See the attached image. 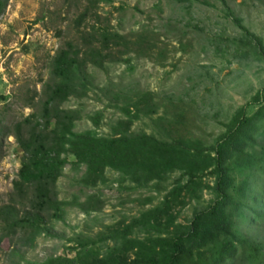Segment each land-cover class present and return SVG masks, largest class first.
Masks as SVG:
<instances>
[{
    "label": "rangeland",
    "instance_id": "rangeland-1",
    "mask_svg": "<svg viewBox=\"0 0 264 264\" xmlns=\"http://www.w3.org/2000/svg\"><path fill=\"white\" fill-rule=\"evenodd\" d=\"M241 24L261 41L264 50V0H225ZM86 2L67 5L64 0H8L0 16V129L12 126L39 107L43 84L50 79L54 55L67 43L80 45L91 27L108 28L124 38L125 46L114 48L117 58L103 68L90 69L91 87L82 99L70 98L64 109L77 110L80 120L75 132L112 135L122 114L114 106L115 97L151 93L155 114L135 121L130 132L168 140L183 136L212 145L224 132L236 110L248 105L261 92L264 99V56L243 44L235 25L226 19L215 0L182 4L175 0H109L99 3L86 19L76 22ZM98 36V35H97ZM122 53L120 56L119 54ZM3 98V99H2ZM117 99V98H116ZM33 108V109H37ZM96 114L98 116L96 117ZM179 117V126L168 132L166 124ZM74 159L62 170L56 184L59 201L67 203L61 220L45 214L49 235H42L33 248L17 239L0 244V264H51L76 259L83 250L102 257L113 239L145 211L158 206L174 186L178 174H171L158 187H135L119 174L106 170L95 187L80 184L84 167L74 169ZM26 168L25 158L12 136L0 146V206L7 203L12 181ZM204 183L211 185L205 178ZM256 188V187H255ZM256 189L252 195L256 194ZM197 198L181 197L173 209L175 224L188 225L193 214L212 199L204 188ZM95 199V209L84 213L80 205ZM253 228L238 226L245 234L264 241V222ZM263 222V223H262ZM155 236V232L151 233ZM137 229L128 238L143 239ZM18 242V243H17Z\"/></svg>",
    "mask_w": 264,
    "mask_h": 264
},
{
    "label": "trees",
    "instance_id": "trees-1",
    "mask_svg": "<svg viewBox=\"0 0 264 264\" xmlns=\"http://www.w3.org/2000/svg\"><path fill=\"white\" fill-rule=\"evenodd\" d=\"M81 1L86 2V7L76 21L78 24L97 4L109 3V0H64V3ZM175 1L199 3V0ZM215 1L222 6L224 17L241 31L243 44L258 56H264L261 41L241 24L225 0ZM7 3L8 0H0V16ZM90 31L99 34L81 37L80 45L67 43L54 55L39 107L31 106L32 113L15 123L11 132L0 129V146L3 138L12 136L26 163L25 170L11 183L7 203L0 206V244L18 238L20 245L33 248L38 237L49 235L43 217L52 213L55 220L62 219L67 203L57 199L56 184L72 156L74 169L84 167L79 182L85 188L100 183L106 170L144 188L161 186L171 174L177 173L178 177L158 206L145 211L117 233L113 246L102 257L83 250L75 255L76 259H64L60 264H264V241L238 229L241 223L253 228L256 221L264 222L261 92L252 99L256 105L254 112L248 115V105L238 108L223 125L224 132L209 146L181 135L162 140L143 132H130L141 116L150 117L156 112L153 96L146 92L123 99L115 97L114 106L122 118L116 122L112 135L99 137L89 131L75 132L80 113L64 109L63 105L70 98H84L91 87L90 69L103 68L117 58L114 48L125 46L124 38L108 28L92 26ZM157 121L166 124L168 132L180 123L179 117L173 123L163 117ZM205 178L211 180L210 186L203 182ZM204 188L212 194L207 206L195 212L188 225L175 224L173 209L182 205L181 197L197 198L196 194ZM255 189L257 192L252 195ZM95 202L90 196L79 205L84 213H89L94 211ZM137 229H143L147 236L128 238Z\"/></svg>",
    "mask_w": 264,
    "mask_h": 264
}]
</instances>
